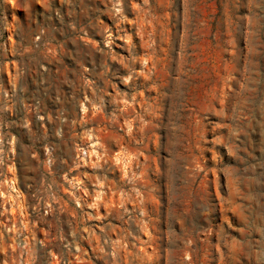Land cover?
<instances>
[{
  "label": "rangeland",
  "instance_id": "1",
  "mask_svg": "<svg viewBox=\"0 0 264 264\" xmlns=\"http://www.w3.org/2000/svg\"><path fill=\"white\" fill-rule=\"evenodd\" d=\"M0 82V264H264V0H0Z\"/></svg>",
  "mask_w": 264,
  "mask_h": 264
},
{
  "label": "built area",
  "instance_id": "2",
  "mask_svg": "<svg viewBox=\"0 0 264 264\" xmlns=\"http://www.w3.org/2000/svg\"><path fill=\"white\" fill-rule=\"evenodd\" d=\"M9 103L11 105H9ZM10 107V112L13 117L18 116L17 101H15L14 91L8 92L0 82V147L4 146V120L7 109ZM4 116V117H3Z\"/></svg>",
  "mask_w": 264,
  "mask_h": 264
}]
</instances>
